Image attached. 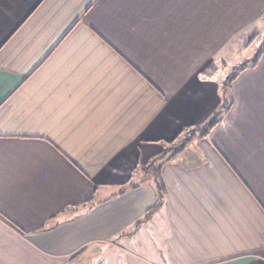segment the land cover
I'll return each mask as SVG.
<instances>
[{"label": "crops", "instance_id": "obj_1", "mask_svg": "<svg viewBox=\"0 0 264 264\" xmlns=\"http://www.w3.org/2000/svg\"><path fill=\"white\" fill-rule=\"evenodd\" d=\"M263 18L264 0H0V264H74L152 207L155 264H264V50L216 75Z\"/></svg>", "mask_w": 264, "mask_h": 264}, {"label": "rangeland", "instance_id": "obj_2", "mask_svg": "<svg viewBox=\"0 0 264 264\" xmlns=\"http://www.w3.org/2000/svg\"><path fill=\"white\" fill-rule=\"evenodd\" d=\"M261 23L257 24L254 30L259 31L260 35L248 47L246 52L236 55L234 61L230 63L234 65L238 64V66L234 69H230V66H225L216 73L217 76L224 79L226 86L245 64H253L256 57L263 52L264 18L261 20ZM245 46H247V43ZM229 102L230 100H228L225 93L223 104L226 106ZM211 119H208L207 122ZM205 123L196 125H204ZM195 142L196 140L192 143ZM164 144L166 148L163 149V152L171 146L168 142H164ZM152 150H154V147H148V152ZM149 210L152 211L150 216L146 218V215H143L140 219L138 218L141 226L134 227V224H132V226L121 233L115 234L109 240L93 242L88 246V252L86 254L83 252L74 264H77L76 262H82V264H155V262H158L165 250L163 241L168 233V226L163 213L154 212V207L149 208ZM94 248L96 249V253L85 257L89 252L91 254Z\"/></svg>", "mask_w": 264, "mask_h": 264}, {"label": "trees", "instance_id": "obj_3", "mask_svg": "<svg viewBox=\"0 0 264 264\" xmlns=\"http://www.w3.org/2000/svg\"><path fill=\"white\" fill-rule=\"evenodd\" d=\"M259 35H260L259 33L253 34L249 38L246 47L248 48ZM259 58H260V55L256 57V59L254 60V63L251 65L255 66L257 64ZM246 66H247V64H245L241 69L245 68ZM235 75L231 79V81L227 84V87L230 86L229 84L235 78ZM229 107H230V102L226 106L222 102V104H220L219 108L214 112L212 119L210 121H208L207 123H205L204 125H194L193 124L187 128L180 130V132L173 139L168 141V143H170V145H171L169 147V149L165 150L158 157L153 159V161H152L153 167H154V163L157 159H165V160L174 159L175 157L180 155V153H182L186 149V147H188L197 138L207 137L209 135L210 131L213 129V127L221 122L224 114L228 111ZM151 213H152V211L148 212L146 214V218ZM139 223H140V221L137 222L138 225H139Z\"/></svg>", "mask_w": 264, "mask_h": 264}]
</instances>
